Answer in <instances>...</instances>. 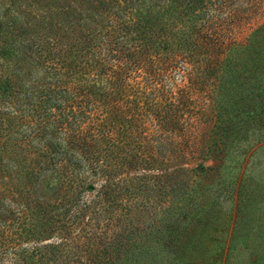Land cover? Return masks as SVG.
Returning a JSON list of instances; mask_svg holds the SVG:
<instances>
[{
    "label": "trees",
    "instance_id": "trees-1",
    "mask_svg": "<svg viewBox=\"0 0 264 264\" xmlns=\"http://www.w3.org/2000/svg\"><path fill=\"white\" fill-rule=\"evenodd\" d=\"M262 4L0 0V264H42L41 249L61 250L90 208V200L77 207L83 194L111 207L128 177H168L161 152L169 156L172 137H183L196 103L191 93L209 99L212 133L221 125L219 89L240 85L243 104L231 97L230 106L248 108L252 86L264 84V61L251 38L236 40L230 28L240 7ZM212 143L217 152L228 148ZM253 143L240 151L237 168ZM229 182L234 187L235 178ZM197 206L193 212L205 210ZM54 235L60 240L44 243ZM122 247L114 248L117 257ZM145 248L143 264H169L175 250L165 247L164 261ZM83 253L87 264H108L96 250Z\"/></svg>",
    "mask_w": 264,
    "mask_h": 264
},
{
    "label": "rangeland",
    "instance_id": "rangeland-1",
    "mask_svg": "<svg viewBox=\"0 0 264 264\" xmlns=\"http://www.w3.org/2000/svg\"><path fill=\"white\" fill-rule=\"evenodd\" d=\"M262 5L240 7L243 10L230 28L236 40L242 41L246 36L252 39L258 62L264 61ZM180 72L173 74L176 82ZM254 85L250 92L255 100L240 111L238 105L231 108L230 98L237 97L243 104L241 97L245 99L246 89L240 85L219 89L222 118L216 133H212L214 109L209 99L207 103L199 92L191 93L196 103L183 137H172L168 147L173 146V152L169 156L166 150L161 152L169 176L159 182L147 176L134 183L129 181L128 176L133 175L129 173L122 184L124 192L111 201V207L95 196L83 194L77 207L90 200L89 210L79 217L72 239L62 244L61 250L41 249L42 264H87L83 252L88 249L108 257V264H143L141 251L145 247L153 250L158 259L165 247H175L169 264H190L189 259H193V264H264V84L262 88L261 84ZM259 93L262 97L257 100ZM250 108L256 114L249 116ZM234 111L237 114L233 115ZM212 139L226 143L228 148L217 152L219 148ZM251 142L255 143L237 168L240 151ZM234 143L237 144L233 146ZM159 172L139 170L135 174ZM226 178H235L234 187L225 183ZM199 203L205 210L193 212ZM178 212H192V216L185 219ZM58 240L54 235L44 243ZM120 241L122 251L125 250L117 257L114 248Z\"/></svg>",
    "mask_w": 264,
    "mask_h": 264
}]
</instances>
